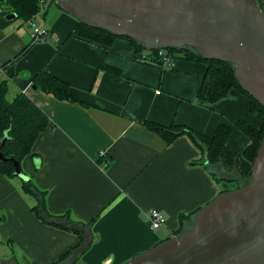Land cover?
<instances>
[{"label": "crops", "instance_id": "obj_1", "mask_svg": "<svg viewBox=\"0 0 264 264\" xmlns=\"http://www.w3.org/2000/svg\"><path fill=\"white\" fill-rule=\"evenodd\" d=\"M59 12L52 11V23L45 27L55 43L42 39L54 47L44 43L47 51L35 54L33 43L6 67L32 41L31 30L27 26V34L14 21L0 27V83H11L7 99L23 93L49 120L33 144L34 157H25L20 168L45 192L50 215H65L74 223L93 221L91 245L77 264H123L176 238L180 217L186 225L187 217L221 192L187 135L166 144L144 123L182 125L206 136L219 124L242 119L259 128L260 123L249 112V100L236 90L213 104L197 98L204 63L177 58L164 69L136 61L135 46L124 38L102 46L70 37L77 21ZM42 70L65 81L74 101L32 89L34 75ZM234 134L241 141L235 144L232 134L227 146L242 153L249 140ZM16 178L0 175V209H9L19 222L25 264H54L79 236L38 220L30 209L35 198L22 191ZM152 210L165 219L155 230L146 223Z\"/></svg>", "mask_w": 264, "mask_h": 264}, {"label": "water", "instance_id": "obj_2", "mask_svg": "<svg viewBox=\"0 0 264 264\" xmlns=\"http://www.w3.org/2000/svg\"><path fill=\"white\" fill-rule=\"evenodd\" d=\"M93 29L127 36L146 51L191 47L204 60L233 65L240 88L264 109V0H50ZM10 22L16 15L6 16ZM32 89H36L33 85ZM7 135L0 140L1 147ZM14 175L28 178L14 158ZM83 244L67 260L75 264L92 242L90 231L68 221ZM0 264L4 260L0 258ZM6 264H16L10 260ZM123 264H264V134L248 184L219 193L199 208L192 226Z\"/></svg>", "mask_w": 264, "mask_h": 264}, {"label": "trees", "instance_id": "obj_3", "mask_svg": "<svg viewBox=\"0 0 264 264\" xmlns=\"http://www.w3.org/2000/svg\"><path fill=\"white\" fill-rule=\"evenodd\" d=\"M0 3L6 8L5 14L0 17V27L3 28L10 23L6 19L8 14L14 13L16 20L20 19L23 22H27L40 12L46 0H0ZM260 3L261 1H258L257 4L260 5ZM69 36L102 46L110 45L116 38H124L135 46L136 61L160 66V63L157 61V50L146 51L141 44L127 36L116 37L105 30L93 29L78 21ZM45 38V40L55 43L51 36L47 35ZM34 42L36 41L32 40L27 44L14 58L3 65V67L12 65L22 58ZM167 52L172 56L173 61L177 58H182L202 62L206 65L201 84L197 91V98L199 100L213 104L226 97L231 90H236L249 100L250 113L259 121L260 126L259 128H255L242 119L235 123V128L249 140L248 146L242 153H235L228 148L227 140L232 131L225 124H219L212 136L203 135L182 125L172 124L170 126H164L147 121L144 123V126L149 131L157 134L166 144H170L180 135H187L201 152V163L212 175L216 183L236 182L238 180L237 177L250 181L252 164L264 134L263 107L240 88L235 80L233 65L231 63L204 60L191 47L169 48ZM143 58H146V60H143ZM101 68L110 74L120 76L119 71L116 69L105 65ZM32 83L44 94L52 95L61 101H74V98L70 94L68 84L44 70L34 75ZM6 95L7 83L6 81H2L0 83V140L5 135H7V140L0 151L5 158H14L20 166L21 161L25 157H34L32 154L33 144L36 138L48 128L49 120L47 115L25 94L19 93L12 100H8ZM14 172L15 168L12 163L0 162V175L13 178L16 177ZM236 188H239V186ZM22 191L35 198L36 204L31 210L38 220L44 224L71 231L79 236L78 243L64 252L54 264L67 260L71 251L83 244V239L80 233L72 231L68 227L63 228L59 223L68 221L89 231L93 221L88 224L74 223L65 215H50L45 208V192L37 189L31 179L22 182ZM224 191L226 190H221V192ZM196 211L190 217H187L190 220L189 222H191ZM184 219L186 218L180 217L179 228L174 232L175 237H178L184 231ZM77 263L78 260L75 264Z\"/></svg>", "mask_w": 264, "mask_h": 264}, {"label": "rangeland", "instance_id": "obj_4", "mask_svg": "<svg viewBox=\"0 0 264 264\" xmlns=\"http://www.w3.org/2000/svg\"><path fill=\"white\" fill-rule=\"evenodd\" d=\"M46 11H47V13L45 15L46 18H45V22H44L42 20V13H45ZM52 11H55L57 13H61V12H59V10H57V7L55 4H50V0H46V3L41 7L40 12L38 13V15L34 19H31V21L29 20L27 22H23L22 20L17 19L13 23H15L16 25L17 24L22 25L21 30L24 32H27L26 28H27V26H30L31 23H33L39 29L46 30L45 27L48 26V24L52 23V20L50 21V18L52 17ZM27 34H28V32H27ZM31 37L32 36L30 34V38ZM44 43H47V46L50 48L54 47L51 43L41 39V41H39V42H37V41L34 42L35 45L33 48H35V54L45 53L47 51L46 47L44 46ZM32 55H34V52H32L31 56ZM10 87H11V83L8 82L7 83V90ZM12 99H9V100H12ZM227 126L230 127V129L232 131L231 133L233 134V138H232L233 142L235 144L239 143L241 140L234 133H237L238 135H240V137H243L244 135L241 132L237 131V129L235 128V123L232 125L228 124ZM232 134L230 137H232ZM244 137H246V136H244ZM24 175H26V174L24 173ZM26 176L29 177V175H26ZM237 179L238 180L236 182H226V183L221 182V183H217V184H218L220 190L229 191V190L236 189L237 186L241 187V186L249 183V180H247V179H243V178H239V177H237ZM15 181L17 183L23 182L19 178H16ZM28 195H27V197H30ZM1 206H3V205H1ZM32 206L33 205L31 204L30 209ZM0 208H2V207H0ZM191 226H192V220H191V222H189L185 225V229H187ZM21 238L22 237L19 235V222L16 219V217L14 216V214H12V212L9 209H0V258L2 260H4V262H8L10 260H13V261L15 260V262L17 264H25L24 257L27 258L25 256L26 254L22 253L19 250V242H20Z\"/></svg>", "mask_w": 264, "mask_h": 264}, {"label": "built area", "instance_id": "obj_5", "mask_svg": "<svg viewBox=\"0 0 264 264\" xmlns=\"http://www.w3.org/2000/svg\"><path fill=\"white\" fill-rule=\"evenodd\" d=\"M6 8L0 3V17L5 14ZM31 21V20H30ZM31 30V38L34 41H39L48 35L47 30H42L37 28L33 23L29 26ZM157 61L160 63V67L164 69H169L172 66L173 60L172 56L167 52V50H157ZM146 60V58H143ZM158 93V92H157ZM165 222L164 217L156 210H152L147 215L146 223L150 230H155Z\"/></svg>", "mask_w": 264, "mask_h": 264}, {"label": "flooded vegetation", "instance_id": "obj_6", "mask_svg": "<svg viewBox=\"0 0 264 264\" xmlns=\"http://www.w3.org/2000/svg\"><path fill=\"white\" fill-rule=\"evenodd\" d=\"M7 262H4V264H6Z\"/></svg>", "mask_w": 264, "mask_h": 264}]
</instances>
